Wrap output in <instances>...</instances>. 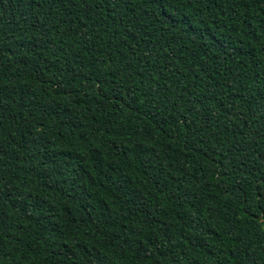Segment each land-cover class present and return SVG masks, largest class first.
Segmentation results:
<instances>
[{
    "label": "trees",
    "instance_id": "16d2710c",
    "mask_svg": "<svg viewBox=\"0 0 264 264\" xmlns=\"http://www.w3.org/2000/svg\"><path fill=\"white\" fill-rule=\"evenodd\" d=\"M0 264H264V0H0Z\"/></svg>",
    "mask_w": 264,
    "mask_h": 264
}]
</instances>
